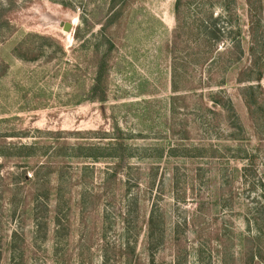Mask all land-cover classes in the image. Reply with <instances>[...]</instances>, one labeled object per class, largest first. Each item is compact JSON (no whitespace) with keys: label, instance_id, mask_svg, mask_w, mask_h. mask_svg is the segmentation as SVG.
Listing matches in <instances>:
<instances>
[{"label":"rangeland","instance_id":"rangeland-1","mask_svg":"<svg viewBox=\"0 0 264 264\" xmlns=\"http://www.w3.org/2000/svg\"><path fill=\"white\" fill-rule=\"evenodd\" d=\"M175 2L0 0V264H264V0Z\"/></svg>","mask_w":264,"mask_h":264},{"label":"trees","instance_id":"trees-1","mask_svg":"<svg viewBox=\"0 0 264 264\" xmlns=\"http://www.w3.org/2000/svg\"><path fill=\"white\" fill-rule=\"evenodd\" d=\"M111 1H114V0H111ZM182 1L183 0H176L175 5H174V11L176 14V21L178 18L179 10H180L181 6H183ZM247 2L250 4L251 0H247ZM205 23H206V21H203L200 23V25H199L200 29L198 30V35L199 36L201 35V38L203 39V41H205V43H209V44H211L214 40H219V38L217 36L219 31L212 30V24H208L207 26H205L204 25ZM212 32H214V33H212ZM211 46L216 47L214 45H211ZM250 80L251 79H249V81ZM258 80H259V76L255 79V81H258ZM171 89H172L173 93H178V91H181V88L179 87V76L177 75L176 71H172ZM248 89L251 90L252 88L248 87ZM193 90H195V89L193 88ZM200 96H203V95H200ZM223 103H224V105H222L223 110L225 112L231 114L233 112V108L230 104V101L226 100Z\"/></svg>","mask_w":264,"mask_h":264},{"label":"water","instance_id":"water-1","mask_svg":"<svg viewBox=\"0 0 264 264\" xmlns=\"http://www.w3.org/2000/svg\"><path fill=\"white\" fill-rule=\"evenodd\" d=\"M65 29H66V30H68V29H69V25H68V24L65 26Z\"/></svg>","mask_w":264,"mask_h":264}]
</instances>
